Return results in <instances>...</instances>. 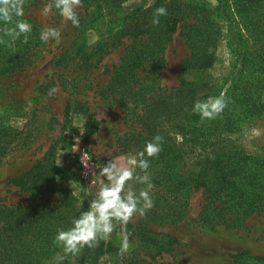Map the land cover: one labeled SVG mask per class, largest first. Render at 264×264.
Masks as SVG:
<instances>
[{
  "label": "trees",
  "instance_id": "obj_1",
  "mask_svg": "<svg viewBox=\"0 0 264 264\" xmlns=\"http://www.w3.org/2000/svg\"><path fill=\"white\" fill-rule=\"evenodd\" d=\"M45 1L26 0L24 17L32 24L26 42L21 38L14 47L0 44V78L25 69L44 51L46 42L39 39L41 24L26 12ZM127 1L81 0V4L102 7L103 2L108 7L106 25L115 32L106 42L98 44V50L122 38L129 40L118 63L112 66L106 85L111 100L134 125L129 133L117 138L118 153H135L156 133L164 137L162 150L149 157L153 207L143 216L148 222H178L188 214L191 196L196 191L202 196L197 219L209 227L220 224L241 227L253 214L264 216V145L250 151L230 135L204 133V124H196L200 115L191 110L193 101L203 96L199 94V84L184 75L203 71L215 61L214 47L222 27L213 17V9L195 0H153L150 8L136 5L127 12L123 7ZM160 5L167 8L168 14L153 25L152 10ZM227 5L240 26L239 37L245 40V59L257 67L245 81L257 89L264 88V0H233L232 4L224 0L223 8ZM180 24L189 54L180 66L178 84L166 89L159 83V74L165 64V48ZM22 108L0 102V163L10 150L30 140V130H25V125L19 129L3 118L17 114L16 111L22 113ZM70 108L67 103L64 126L71 137L79 128L71 122ZM98 127V120L86 114L83 129L91 134ZM49 159L36 161L8 182L41 193L54 183L58 172ZM133 183L137 189L143 187ZM80 210V200L68 192L56 202L33 200L0 206V264H52L54 255L62 250L54 239L57 228L69 226ZM133 226L138 228L133 222L123 227L117 223L111 238L119 230L134 233L135 229H130ZM112 249L110 240L101 239L94 247L85 246L75 257L69 254L62 264H95ZM231 256L238 264H245L246 256L254 264H264V255H249L248 250ZM140 264L191 263L172 259L156 263L140 261Z\"/></svg>",
  "mask_w": 264,
  "mask_h": 264
},
{
  "label": "rangeland",
  "instance_id": "obj_2",
  "mask_svg": "<svg viewBox=\"0 0 264 264\" xmlns=\"http://www.w3.org/2000/svg\"><path fill=\"white\" fill-rule=\"evenodd\" d=\"M195 1L213 9V17L222 27V34L214 47L212 66L203 71H189L184 76L199 84V94L203 98L224 92L227 100L226 107L214 119L199 117L196 124H204V133L230 135L244 149L258 150L264 145V88L257 89L245 81L257 67L245 59L246 46L245 40L239 37L240 26L233 20L229 6L223 8L224 0ZM48 2L30 7L26 15L36 19L41 30L59 28L60 41L49 40L44 51L25 69L0 78V102L20 105L25 113L7 114L3 117L5 122L19 129L25 125V130H30L29 142L10 150L0 163V206L33 200L56 202L64 192L80 200L85 196L83 190L88 189L83 210L94 198L95 179L104 163L108 159L122 160L130 154L118 153L116 140L129 133L134 125L106 91L112 66L118 63L129 40L122 38L120 42L98 50V44L106 42L115 32L106 25L109 10L103 2L100 3L102 7L80 3L76 8L80 19L78 26L55 9L49 15H43L42 9ZM136 5L142 4H136L134 0L125 2L124 11L128 12ZM182 32L183 25L180 24L164 51L165 64L160 70L159 83L166 89L178 84L180 66L189 54ZM52 88L56 91L50 95ZM67 103L71 105V122L79 128L71 137L64 126ZM88 113L99 122L98 129L91 134L83 129ZM75 136H80V140L78 148L72 151L71 144L77 143ZM84 153L90 155L94 163V173L86 181L79 174V157ZM49 157L48 161L58 168V172L54 183L41 193L20 189L8 182L36 161ZM77 186L81 189L79 197L73 194ZM201 203L200 192H194L188 214L178 222H148L144 216L135 213L129 222L138 224V228L130 227L135 229L134 233L116 231L109 239L113 249L95 264L156 263L172 259L191 264H238L231 254L240 250H248L249 255H264L263 215L249 216L241 227L220 224L212 228L197 219ZM125 235L129 247L123 252L120 248ZM244 262L254 264L249 256Z\"/></svg>",
  "mask_w": 264,
  "mask_h": 264
},
{
  "label": "clouds",
  "instance_id": "obj_3",
  "mask_svg": "<svg viewBox=\"0 0 264 264\" xmlns=\"http://www.w3.org/2000/svg\"><path fill=\"white\" fill-rule=\"evenodd\" d=\"M134 2L142 4L144 8H150L153 4V0H134ZM25 3L26 0H0V44L14 47L17 39L22 38L25 42L28 40L32 24L24 17ZM80 3L81 0H49L44 5L42 14L47 16L55 9L59 15L70 20L74 26H78L80 19L76 8ZM167 14L168 10L163 5L153 8L151 23L159 24L161 17ZM39 39L41 42L53 40L58 43L61 39L60 29L43 28L39 33ZM55 91L56 89L52 88L49 94ZM226 105L225 93L221 92L219 95L195 99L191 110L198 113L201 119H214ZM74 140L77 143L71 144L72 151L78 148L80 136H75ZM163 140L164 137L156 133L145 141L142 149L126 155L122 160L108 159L104 163L95 179L97 189L94 198L87 208L73 216L69 226L57 228L54 239L62 250L54 255L52 264H62L69 254L75 257L85 246L94 247L101 239L109 240L117 223L122 227L126 226L135 213L143 216L146 210L153 207V197L150 192L153 180L149 171V157L156 156L162 150ZM91 159L90 155L84 153L81 163L89 167ZM133 182L143 187L137 189ZM80 191L77 186L73 194L79 197ZM83 191L87 196L88 189ZM84 197H80V209ZM128 247V237L125 235L121 251H126Z\"/></svg>",
  "mask_w": 264,
  "mask_h": 264
},
{
  "label": "built area",
  "instance_id": "obj_4",
  "mask_svg": "<svg viewBox=\"0 0 264 264\" xmlns=\"http://www.w3.org/2000/svg\"><path fill=\"white\" fill-rule=\"evenodd\" d=\"M83 158H84V155L79 157V164H80L79 174L81 175L82 180L86 181V180H89L94 173V163L90 160L89 167H85L81 163V159Z\"/></svg>",
  "mask_w": 264,
  "mask_h": 264
}]
</instances>
